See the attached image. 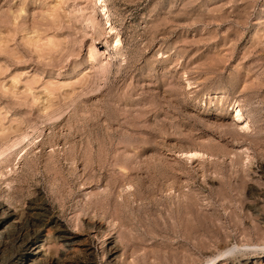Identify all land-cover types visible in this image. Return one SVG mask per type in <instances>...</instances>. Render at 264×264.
<instances>
[{"label": "rangeland", "instance_id": "rangeland-1", "mask_svg": "<svg viewBox=\"0 0 264 264\" xmlns=\"http://www.w3.org/2000/svg\"><path fill=\"white\" fill-rule=\"evenodd\" d=\"M232 247L264 264V0H0V264Z\"/></svg>", "mask_w": 264, "mask_h": 264}, {"label": "bare ground", "instance_id": "bare-ground-1", "mask_svg": "<svg viewBox=\"0 0 264 264\" xmlns=\"http://www.w3.org/2000/svg\"><path fill=\"white\" fill-rule=\"evenodd\" d=\"M93 1L95 3H101V2H103V0H93ZM103 7H105V6H103ZM242 118H243V114L241 113V111L237 110V118H236V120H240ZM27 138H29V137H27ZM24 139H25V137H24ZM24 139H22L21 142H24L25 141ZM14 144H19V142L18 143H14ZM14 144H12L10 147L12 148ZM19 145L21 146V144H19ZM15 146L17 147L18 145H15ZM185 156L187 158H190V159H197V158H199L201 156V153L191 152V153H189V154H187ZM241 248H244V247H241ZM241 248L240 247H232V248L226 249L218 257H215L214 259H212L209 262V264H216L220 260L226 259V258L234 255L237 251L241 250Z\"/></svg>", "mask_w": 264, "mask_h": 264}]
</instances>
